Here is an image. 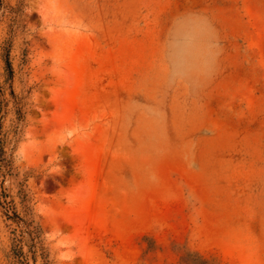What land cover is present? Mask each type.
I'll use <instances>...</instances> for the list:
<instances>
[{"label":"rangeland","instance_id":"1","mask_svg":"<svg viewBox=\"0 0 264 264\" xmlns=\"http://www.w3.org/2000/svg\"><path fill=\"white\" fill-rule=\"evenodd\" d=\"M0 145V264H264V0H0Z\"/></svg>","mask_w":264,"mask_h":264},{"label":"trees","instance_id":"2","mask_svg":"<svg viewBox=\"0 0 264 264\" xmlns=\"http://www.w3.org/2000/svg\"><path fill=\"white\" fill-rule=\"evenodd\" d=\"M6 67H7V69H9V64H8L7 61H6ZM0 163H2L3 165L6 164L5 152H4V150H3L1 145H0Z\"/></svg>","mask_w":264,"mask_h":264}]
</instances>
